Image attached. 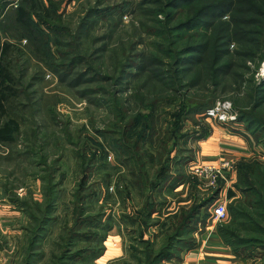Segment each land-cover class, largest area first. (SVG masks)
I'll return each mask as SVG.
<instances>
[{
	"label": "rangeland",
	"instance_id": "1",
	"mask_svg": "<svg viewBox=\"0 0 264 264\" xmlns=\"http://www.w3.org/2000/svg\"><path fill=\"white\" fill-rule=\"evenodd\" d=\"M4 1L6 0H0V6ZM35 1L40 9L39 11L33 9L31 16L36 22H41L35 16L37 12L44 13V10L49 8L53 14L56 9L58 22L66 28L61 36L49 34L50 52L54 57L51 61H62L63 51L67 54L65 60L74 59L77 62L81 60V64L72 66L70 77L73 78L88 66L98 68L100 73L110 78L85 81L76 87H70L66 81L60 82L56 74L50 70L42 48L38 49L37 45L28 43L27 39H17L15 36L17 30L8 27L12 33L5 34L0 30V41L10 40L13 46L9 52V63L12 72L18 78L19 93L9 100L11 110L8 113L18 120L20 126L15 142H0V215L13 214L3 212L6 211L3 208L9 204L11 196L17 195L21 199L25 197L41 202L42 189L39 179L41 170L45 163L50 164L54 161L59 169L57 172L63 174L60 197L54 212L57 219L51 223L39 247L43 251V257L37 264L47 262L51 252L56 250L58 236L64 232L66 225H70L71 193L84 172L81 156L88 158L96 149L99 150L98 147L102 144L106 149V158H102L101 152H96L95 159L91 161V166L86 171L90 172L86 191L89 195L94 191L89 197L92 209L97 210L99 206H103L106 213L119 221V225L113 228V233H109L118 232L123 254L110 259L106 264L110 262L135 264L129 253L132 224L122 214L133 216L132 214L142 209L146 200H155L158 212L152 217L158 223L149 227L145 238H149L154 248H157L163 241L164 233L170 230L167 224L172 213L214 195L215 191L204 189L188 173V169L197 161L199 141L210 133L211 126L236 124L241 129H234L231 126L230 129L241 132L248 138L249 133L243 124L237 121L238 107L249 108L253 104L254 86L264 79V60L254 61L255 59L248 56L240 59L237 56L239 53L236 55L235 52L244 48H239L236 42L230 41L228 47L231 56L228 58L233 65L227 73L221 75L219 73L216 81L213 82L212 78L208 77L209 72L202 65L197 66L200 68L198 71L191 65V71L175 79L176 64L172 59L158 53L154 42L159 39L145 31L142 26L146 23L152 24V13L159 5L145 3L146 1L142 0ZM13 3L19 5L23 2L13 0ZM96 8L102 10V16L96 15L92 19H85L88 12ZM5 11H11L10 4L3 10L0 8V17ZM255 16L258 18V15H250L249 20ZM178 17H182V14L180 13ZM158 18L161 19V15ZM254 28L257 30L259 27L248 25V29ZM55 37L60 38L61 42L68 43V46L54 43ZM154 58H160L164 62L159 69L164 74L163 78H170L168 82L166 81L167 84L148 72L147 69L157 68ZM128 62L143 70L136 71L134 68L130 70ZM121 64L125 72L128 70L131 72L129 76L120 72ZM121 75L125 77L122 82L115 81L114 78ZM87 76H92V73H88ZM86 88H90L92 93L82 95L80 92ZM207 99H213L211 108L224 102L230 104L231 110L236 113L235 119L220 121L217 116H209L206 112L205 116L198 115L196 119L188 117L176 122V114L182 105L188 106ZM260 114L264 117V107ZM136 115L139 116L135 118ZM4 118L5 116H0V122ZM147 122L149 127L145 129L144 138L134 147L133 143ZM125 126L128 129L123 131ZM201 133L203 135H200ZM115 138L131 145L135 158L138 159L140 174L143 180L146 179V184H142V180L136 177L137 169L136 173L132 174L129 167L118 162L116 153L121 152L122 148L115 144V148L118 149L116 152V149L109 145L115 143ZM249 142L251 146L247 151L248 157L239 159L231 157L234 159L233 182L230 185L233 190V183L237 179L238 162L256 159L264 164V144L252 139H249ZM160 155L163 161L169 159L171 174L174 175L177 170L182 174V187L180 185L174 190L166 187L158 190L149 186V181L154 178L156 168L159 166ZM58 177L57 175L56 178ZM240 196V193L235 191V196L229 199L227 193L225 197L222 193L207 209L202 208L200 218L207 212L209 217L204 225H200L199 236L200 233L207 231L213 222L212 209L219 200L226 199L227 204ZM19 220L21 227H17L19 223L16 222L15 229L7 227L4 233L1 231L0 264L20 262L26 242V231L22 226L27 221L22 223V217ZM215 233L216 227L208 236ZM106 243L110 247L115 246L110 239ZM183 253L182 250L178 257L165 264H176ZM236 258L238 264L260 262L258 255L246 259L237 256ZM95 263L97 264V259Z\"/></svg>",
	"mask_w": 264,
	"mask_h": 264
},
{
	"label": "trees",
	"instance_id": "2",
	"mask_svg": "<svg viewBox=\"0 0 264 264\" xmlns=\"http://www.w3.org/2000/svg\"><path fill=\"white\" fill-rule=\"evenodd\" d=\"M142 1L159 5L156 11L151 12L153 15V17L151 15V22L156 25L146 23L142 26L145 31L159 39L154 42L158 53L172 59L176 64L177 68L175 71L173 70L177 74L175 79L183 77L191 71V65L195 66L196 71L200 69L197 66L202 65L209 72L208 77L212 78L213 82L216 81L219 73L220 75L227 73V70L230 71L233 65L228 58L231 56L228 47L230 41L236 42L239 48H244L241 51L237 49L235 52L236 55L239 53L237 56L240 59L248 56L255 59L254 61L264 60V0ZM22 2L19 5H14L13 0H6L0 6L1 10L9 4L11 6V11L3 12L0 17V30L3 31V34L12 33L9 30L12 28L14 31L17 30V34H15L17 39H27L28 43L37 45L38 49L42 48L50 70L56 74L60 82L66 81L70 87H76L85 81L110 78L100 73L98 68H88V66L73 78L70 77L72 66L77 63L81 64V60L78 62L74 59L65 60L67 54L63 51L61 54L64 59L52 62L49 34L61 36L66 28L58 22L59 17L56 14V9L54 16V13L51 14V11L48 10L49 8H46L44 13L37 12L35 16L41 22H36L31 13L33 9L39 11L37 2L35 0H22ZM101 11L97 8L91 9L85 19H92L96 15L102 16ZM180 13L182 17H178ZM159 15H161V19L158 18ZM250 15H258V18L255 16L249 20ZM176 17L178 18L176 19ZM250 24L259 28L250 30L248 29ZM53 39L56 44L68 46V43L61 42L60 38ZM12 47L10 40L0 41V116H5L0 122L1 143L15 142L20 132L18 120L8 113L11 110L10 104H8L9 100L19 93L18 78L12 72L9 63V52ZM154 64L158 69H147L148 72L167 84V80L170 78H163L164 74L159 69L161 65H164V62L160 58H154ZM128 65L130 70L132 68L136 71L143 70L132 62H128ZM125 71L121 64L120 72L128 76L131 74L129 70ZM88 73H92V76H87ZM124 78L121 75L114 79L119 82ZM171 80L173 82L174 78ZM253 92L255 94L253 95V104L249 108L238 107L237 121L243 124L249 133L247 135L249 139L264 144V117L260 114L264 107V79L254 86ZM80 93L85 95L92 91L90 88H86ZM212 104L213 99H207L188 106L182 105L176 114V122H181L188 117L196 119L198 115L205 116ZM138 116L136 115L135 118ZM129 127L131 126L129 125ZM147 127H149L148 122L144 124L133 143L134 147L144 138ZM176 128L179 129L178 126ZM126 129H128L127 126L123 128V131ZM114 141L115 143H109L112 149L118 151L115 144L122 148L121 152L116 153L118 162L129 167L132 174H135L137 169L138 176L136 177L142 180V184H146L147 181L143 180L140 174L138 159L135 158L131 145L122 143L118 138H115ZM98 148L99 150L96 149V152H101L102 158L105 159L107 155L105 147L101 144ZM96 152H92L88 158L84 155L81 156L84 172L71 193L70 225H66L64 232L58 236L56 250L51 252L48 261L41 264H96V259L104 253V241L108 233L117 224L119 225V221L106 213L103 206L94 210L89 202V197L94 194V191L91 190L90 195L86 191L90 173L86 171L91 166V161L95 159ZM167 157L168 155L166 159ZM141 165L143 164L141 163ZM43 167L39 178L42 201L25 197L21 199L15 195L9 198V204L5 206V209L21 211L27 217V222L23 226L26 231V242L19 264H37L42 259L43 251L39 247L44 241L51 223L57 219L54 212L60 197L63 174L57 172L59 169L54 161L50 164L45 163ZM170 168L169 159L163 161L162 155H160L159 166L156 168L154 178L149 181V186L158 190L165 187L174 190L182 184V174L177 170L173 175ZM57 175L58 178H56ZM233 188L234 190L227 189V198L234 197L235 191H238L241 196L226 204V217L216 226V234L235 256L246 259L258 255L259 264H264V164L256 159L238 162L237 179L233 183ZM218 195L219 192L215 191L212 197L201 200V202H194L186 206V209H179L172 213L167 224L170 230L164 233L163 241L157 248H154L149 238H145L149 227L158 223L152 217L154 213L158 212L155 200H146L142 209L132 214L133 216L122 214L132 224L130 231L132 241L129 244V253L135 264H165L172 258L178 257L182 250L193 249L197 244L196 235L201 230L199 227L204 225L209 217L207 212L200 218V210L207 209ZM109 264L115 263L110 262Z\"/></svg>",
	"mask_w": 264,
	"mask_h": 264
},
{
	"label": "crops",
	"instance_id": "3",
	"mask_svg": "<svg viewBox=\"0 0 264 264\" xmlns=\"http://www.w3.org/2000/svg\"><path fill=\"white\" fill-rule=\"evenodd\" d=\"M230 126L234 129H241L239 125H232V123L229 124V126H211L210 133L199 141V151L196 156L198 161L231 157H237L238 159L248 157L249 153L247 151L251 146L249 139L244 137L241 132L232 131ZM180 187H182V185ZM5 208L6 207L3 209L6 211L3 212L13 214L9 216H3L4 214L0 215V234L1 231L4 233L7 227L15 229L16 222L19 223H17L18 227L21 224V221H18L20 217H22V223L27 221V217L22 212L18 210L8 211ZM3 223L5 224L3 225ZM110 232L113 233V229ZM205 232L200 233V236L199 234L196 235V246L191 250L184 251L176 264H238L236 256L222 243L216 233L212 236H208L210 234L208 230H205ZM109 239L110 242L115 243L114 247H110L109 244L106 243ZM122 254L123 249L120 235L118 232H114V234L109 233L105 239L104 253L97 259V264H106L110 259L117 258Z\"/></svg>",
	"mask_w": 264,
	"mask_h": 264
},
{
	"label": "built area",
	"instance_id": "4",
	"mask_svg": "<svg viewBox=\"0 0 264 264\" xmlns=\"http://www.w3.org/2000/svg\"><path fill=\"white\" fill-rule=\"evenodd\" d=\"M229 105L230 104H227L226 102L221 105L218 104V106L208 110L207 114L209 116H217L220 121L234 120L236 113L231 110ZM233 171L234 159L232 158H219L206 161L197 160L188 169V173L194 177L204 189L218 191L219 196L223 192L224 197L227 189L230 188V185L233 182ZM225 200H219L214 205L212 209L213 222L208 228V233L213 232L215 227L225 219Z\"/></svg>",
	"mask_w": 264,
	"mask_h": 264
},
{
	"label": "bare ground",
	"instance_id": "5",
	"mask_svg": "<svg viewBox=\"0 0 264 264\" xmlns=\"http://www.w3.org/2000/svg\"><path fill=\"white\" fill-rule=\"evenodd\" d=\"M263 72H264V70H263Z\"/></svg>",
	"mask_w": 264,
	"mask_h": 264
}]
</instances>
